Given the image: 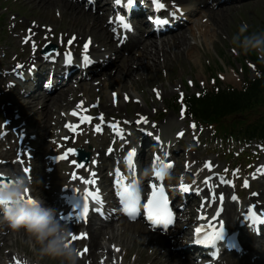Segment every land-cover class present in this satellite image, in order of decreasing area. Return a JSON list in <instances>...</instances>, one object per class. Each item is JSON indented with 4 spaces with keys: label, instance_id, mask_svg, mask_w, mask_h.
Here are the masks:
<instances>
[{
    "label": "bare ground",
    "instance_id": "1",
    "mask_svg": "<svg viewBox=\"0 0 264 264\" xmlns=\"http://www.w3.org/2000/svg\"><path fill=\"white\" fill-rule=\"evenodd\" d=\"M23 1L31 6L36 5V7L40 10L39 19L41 20H39V23L35 27H33V32L35 33V36L39 34L40 30H42L41 28L42 26L46 28L47 27L60 28L65 26L63 31L66 33H74L76 35L79 34V37H82L84 35L93 37L94 41L96 40L107 43L110 46V48L113 49V39L110 36L109 30L103 24V18L98 14L91 15L90 13H88V11L82 8L80 4H73L64 0H23ZM179 1L184 2L183 4H185L188 9H192V5H194L188 2L190 0H179ZM194 1L199 2L202 0H194ZM240 7H242V5H236L224 9L221 8L220 10H215V9L210 10V8H208L207 10L203 9L202 11H200L198 16L204 15V17H202L204 21L201 20L196 27L200 31L202 36L206 38V40L209 39L208 41H211L212 40L211 36H213L212 35L213 32L216 35L221 31H223V26L221 23L228 15V13ZM190 13H191V17H190L191 20L198 17V16L196 17L194 16V12H190ZM213 27L214 29L212 30ZM193 37H194V33H193ZM207 43L209 45H213L212 41ZM194 49L195 48L193 47L192 43H190V39L188 38V33L184 31H179L178 33L170 37L161 39L160 43L152 40L148 41L147 39L138 40L132 44V47H130V50L128 51L129 55L126 57H122V59L120 60L121 64L118 65L119 73L117 77L109 75L104 80H101L100 82L91 83L82 90L80 88L77 89L69 88L65 91H61L55 94L53 97L38 96L35 99L34 104L36 103L43 104L42 113L39 114V117L40 116L42 117L41 119L42 123H39V126L37 128V124H38L37 122L35 128H32L31 130H37V132L35 133L39 134V137L41 139V150L44 151L45 153H48L51 150L49 149L47 142L48 137L52 136L51 131L54 132V128H52L53 127L52 120L49 119L50 115L56 116L59 110L61 109L63 110L67 108L70 104L73 103V99L78 95V93H81L83 91L85 95L88 96V98L90 99L95 96H101V98L105 99L102 101L101 107L102 110L107 113V115H110L114 111L120 110V108H123V110L121 109L120 112L125 111L124 108L125 103L123 100L124 96L122 94L126 93L127 94L126 98L130 100H132V98L135 97L134 95L136 92H131L130 94V92L128 91V87L129 88L133 87L136 90L140 88V86L136 85L137 77H139L140 80L147 78V76L150 75V73L155 72L153 71L154 69L157 70L159 67H161L160 61H162L164 66L167 67L168 63L170 62L172 63L174 61L183 60L186 57L189 58V56L192 54ZM161 53L163 55L161 58H159ZM105 82H108L109 87L113 86L117 88L116 90L117 92H119L118 97L120 100L117 104V107H114V105L110 102V99L107 97V91H105L104 94H102L101 90L97 89L100 88L102 85H105ZM160 93L163 94V91ZM90 99H87L86 103H89ZM10 103H11L10 106L6 105L5 108L6 111L10 110V108L13 106V103L12 102ZM141 103L144 105V103L146 102L142 101ZM26 106L27 105H25V107ZM63 111L67 112V110H63ZM175 119L176 117L174 118V120L173 118L169 117L166 126L167 129L171 127H175V125H179L177 119L176 120ZM35 144L34 146L37 147ZM68 147L72 148L74 146L68 145ZM98 159L100 161L106 159L105 155H103L101 151H99L98 153ZM107 168H108V164H106L103 167V169L104 170L106 169V171ZM33 174L34 173H32V177ZM99 175H101L100 171H99ZM62 180H63L62 178L60 177L58 178L55 176V181H57L58 183H61ZM58 183H55L54 187H56ZM102 183L101 184L103 186H107L105 182ZM33 188H34V193L36 195L45 194L43 190L37 188V185L35 187L33 186ZM262 198L264 199V191L262 194ZM234 207L235 206L230 204L224 215V217L229 222L231 221L232 216L235 212ZM95 225L96 222L94 221V223L91 226H89L87 229L90 232V237H89L90 252L88 255V259H94L96 253L102 249L103 245H106L108 249H110L112 245H115V243H113L112 241H117L121 245L124 244L126 245V241L130 240V238L129 237L124 238V236L126 235L124 234L125 232H129L130 233L129 236H131V238L132 237L135 238L136 240L138 238L144 239L145 242L142 244L141 247L143 253L146 254L147 258L150 259L149 264L156 263V258L152 257L150 250H158L160 252V255H162L163 252L167 251V248L164 247V244H167V241H169V239L161 238L159 239L160 242L155 241L152 237L147 235L148 233H146L147 231L142 225L135 224L134 226L129 223L126 224L123 223L122 229L118 227L119 231L122 230L124 232L122 233L120 231L121 233L120 235L116 234L115 232L116 231L115 224L107 225L106 227L101 228L102 231H100L98 228L96 229ZM179 234L180 232L175 237L178 242L182 240ZM182 234L187 235L186 233H184V231ZM106 236H108V239H106ZM251 242H252L251 245H249V247L247 248L249 253H253L254 251H257L260 248H264V243L261 240L254 239ZM254 244H257V246H255ZM258 253L260 254L262 253V251H258ZM230 258H233V260L229 261L228 264H238L236 262L237 260H239L236 259L237 257L232 255ZM256 261L257 263L251 261L249 257H245L243 259V264H264V259L263 261L262 260L261 261L256 260ZM36 264H43V262L42 260H38ZM82 264H87V262H83ZM184 264H194V263L186 259Z\"/></svg>",
    "mask_w": 264,
    "mask_h": 264
},
{
    "label": "rangeland",
    "instance_id": "2",
    "mask_svg": "<svg viewBox=\"0 0 264 264\" xmlns=\"http://www.w3.org/2000/svg\"><path fill=\"white\" fill-rule=\"evenodd\" d=\"M7 1L9 0H5V2H3V0H0V15L5 12L6 9H9L8 13L4 14L6 16L5 21L8 22L7 25H10L12 23L11 21H13V19L16 17L15 24H18L19 27L24 30L25 28H28V24L32 20L37 21L38 23L39 20H41L39 19L40 10L36 7V5H28V3L24 2L23 0H12L9 4L6 3ZM3 3H6L8 5V8L5 7L2 11V7H4ZM230 5L231 4L224 6V8L233 7V5ZM202 17L203 15L199 19L197 18L194 23L184 29L188 32L190 43H192L193 47L195 48L189 58L186 57L183 60L174 61L172 63L170 62L168 63L167 67H165L163 62L160 61L161 67H159L157 70L154 69L153 71L155 72L150 73L147 78L140 80V78L136 76V85L140 86V88L136 90L133 87H128V91L130 92V94L131 92H136L134 96L144 99L146 103H144V106L143 104L137 105L133 101H130L128 105L124 104V108H126V111H128V109L131 110L132 108H134L137 113V111H140L142 108H144L154 115L157 110L165 112L166 110H168L169 113H171L169 116H171L173 111L167 108V102L170 103V101H172V99L177 96V94L179 93L178 90H181L186 94H195L198 93L202 88L211 89L216 84V75L223 82V84H230L235 87L241 88L240 86L243 83L245 75L242 72L240 61L235 58L238 57L241 53V50L238 49V47H240V41L237 40L234 43L232 38L237 34L239 26L242 23H246L248 25V32L244 35L264 33V0H252L249 2H244L242 7L230 11L221 23L223 26V31L216 35L214 32L212 33L213 36H211V41L213 45H209L207 43L211 41H208L209 39L206 40V38L202 36L200 31L196 27L197 24L201 21ZM64 28L65 26L60 28L58 27V29L56 30L55 33H57V41L60 40ZM213 29L214 27L212 28V30ZM191 32L194 33V37L193 33ZM156 40L160 42V40ZM5 42L10 46V44L14 43L15 41L7 34ZM9 50L10 48L7 46H3L0 48L1 52ZM16 52L18 54H21V49L18 48ZM162 55L163 54L161 53L159 58H161ZM241 55L244 54L241 53ZM228 57L231 61L228 60ZM118 69L119 67L116 69V72H112V76H118ZM253 73L254 70L250 69L249 74L253 76ZM155 88H158L157 91H163L164 102L155 99ZM116 89L117 88L113 86L109 87L107 85L104 90L102 89V94L107 91V97L110 99L111 92H116ZM98 99L100 100V98L93 97L91 99V103L97 102ZM168 120L169 119H167V121ZM125 234L126 235L124 236V238L128 237L130 233L125 232ZM7 242H9L13 246V248H17L19 250L24 249L25 251H28L30 256L34 259L36 257H39L33 250L34 242H31L30 237H27V239L23 240L22 237H16L15 235H12ZM112 242L122 246L123 249H127V246L130 245V248L132 249H128V251H132L133 258H136L137 261H141L143 264H146V261L142 257V249H137L140 243L135 238L130 237V240L126 241L127 246L125 244L121 245L117 241ZM140 242L145 241L143 239ZM36 248L38 249L39 247L36 246ZM150 253L152 257L160 254L158 250H150ZM131 260L132 259H130V263H132ZM45 264L61 263L54 258H47Z\"/></svg>",
    "mask_w": 264,
    "mask_h": 264
},
{
    "label": "clouds",
    "instance_id": "3",
    "mask_svg": "<svg viewBox=\"0 0 264 264\" xmlns=\"http://www.w3.org/2000/svg\"><path fill=\"white\" fill-rule=\"evenodd\" d=\"M248 32V25L242 23L238 32L233 36L235 43L241 37L240 49L244 54L256 51L264 59V33ZM3 175L11 178L13 183L8 187H0V219L7 222L8 226L15 232L23 230L31 238L33 250L40 258L50 257L59 259L61 264H78L79 250L71 246V229L59 218L57 211L45 202L33 197L34 203L26 202V189L28 183L22 175H17L14 170L5 171ZM68 245L65 247V245ZM39 245V248H36Z\"/></svg>",
    "mask_w": 264,
    "mask_h": 264
},
{
    "label": "snow or ice",
    "instance_id": "4",
    "mask_svg": "<svg viewBox=\"0 0 264 264\" xmlns=\"http://www.w3.org/2000/svg\"><path fill=\"white\" fill-rule=\"evenodd\" d=\"M152 2H153L157 11L163 10L166 7L161 2V0H152ZM115 3L117 5H121L122 0H115ZM134 4H135V0H126V5H124V6L128 9H131L134 6ZM118 19L121 21L124 28H126V29L130 28V25L128 23H124V17L123 16L118 17ZM156 23L165 24V23H167V21L166 20H157ZM74 39H75V37L69 39L68 44L71 45ZM25 42H28V41L26 40ZM89 44H90V41L83 45V48H84L83 60L86 64L92 63V60L90 59V57L88 55ZM32 46H33V48H35V44H33ZM65 59H66L67 63H69V64L72 63L71 52H69L66 55ZM16 67H17V69H19L22 66L17 65ZM157 95H159L158 92H157ZM72 115L77 116L78 113L76 111H73ZM181 115L182 116L184 115L183 111H182ZM80 119L84 123H89V122H91L92 118L85 115V116H81ZM100 119L101 120L104 119L103 115H101ZM138 122L147 123V120L145 118H141V121H138ZM66 127H68L69 129H71L74 132L77 131L76 125L68 124V125H66ZM113 127H118V126L113 125ZM191 127L193 129H195L196 125L192 124ZM95 130L97 132H100L101 131L100 126L97 125ZM179 135L183 136V133L181 132V133H179ZM74 153H75V149L68 148L62 155H58L56 157V159L58 161L67 160L68 157ZM135 156H136V150L133 148L128 152V160H129L130 164L134 162ZM72 163L76 167H82V165L76 164L75 161H72ZM158 163H160V157L159 156L154 157V166H155V164H158ZM171 167H172L171 164H164L160 168V170L155 171V176L158 179H162L164 172L167 171L168 169H170ZM206 167L211 168L212 165L207 164ZM261 171H264V169H261ZM24 172L28 173L29 169L25 168ZM116 175L118 177L117 186L120 187V189H121L119 195L121 196V201L124 204L125 211L128 213V215L135 217V215L139 214V208H140V203H141L140 194L134 190V184L130 185L127 182H125L123 185H121L120 179H119V177L121 176V173L119 171H117ZM72 179H74V180L77 179L75 174H72ZM208 182L209 181L207 179L204 181L205 184H207ZM221 182L222 183H230L228 181H223V180ZM11 183H13L11 178L0 175V187H8ZM84 183H92V181L85 180ZM244 186L248 187L247 181H244ZM180 190L183 192H187V191H189V187L184 185L183 183H181L180 184ZM76 191H78V190H76ZM25 198H26L27 203H29V204L34 203L33 197L29 194V190H27V189H26V197ZM89 198L98 199V194H94L93 192L86 191L84 203H83L82 207L80 206V209L78 211V217H84L88 213V211H89L88 199ZM211 199L213 201L216 200V194L215 193H212ZM236 199H237L236 196H232V200H236ZM219 200L220 201L224 200V196L222 194L219 196ZM167 204H168V201H167V197L165 195L163 187L161 186L158 188L156 184H153L152 185V194L148 198L147 203L143 205L144 210L147 214V219L153 225H156V226L163 225L164 227H167L168 225L173 223V216H172L171 211L168 210ZM97 211H99V209H97ZM219 215H220V213L216 212L215 216H213L212 219L215 220L216 217H218ZM60 219L63 220V219H65V217L61 216ZM247 219L252 220L253 222L258 221V222L264 223V216L259 215L254 206L250 207L248 209ZM209 228L211 229L210 234L202 233V229L199 227L195 230L196 231L195 242L197 244H202L205 246H214L217 241H223L225 239V226H224V222L222 220L219 223V229L218 230L215 227H213L212 225H209ZM80 238H82V236H77V235L71 233V239H70L69 243H71L74 240L80 239ZM236 247H237L236 244H234V243L230 244V249L236 248ZM84 251L86 252L87 249H85ZM79 254L83 255V253H79ZM213 255H216V253L214 252ZM17 264H21V262L17 261Z\"/></svg>",
    "mask_w": 264,
    "mask_h": 264
},
{
    "label": "trees",
    "instance_id": "5",
    "mask_svg": "<svg viewBox=\"0 0 264 264\" xmlns=\"http://www.w3.org/2000/svg\"><path fill=\"white\" fill-rule=\"evenodd\" d=\"M248 55L256 64L261 65V58L256 54V51H250ZM261 72L258 73L257 79L247 82L246 90L243 93H238L228 86L226 89L219 88L214 94L205 95L201 100L192 98V101H190L193 104L191 108L197 111L193 113L200 116L203 121L207 119L217 123L215 121L223 120L229 114L244 113L242 112L244 109L245 112L253 110L252 108L259 101L264 100V91H261L263 89L264 70Z\"/></svg>",
    "mask_w": 264,
    "mask_h": 264
}]
</instances>
